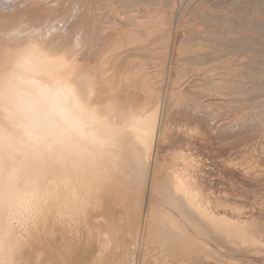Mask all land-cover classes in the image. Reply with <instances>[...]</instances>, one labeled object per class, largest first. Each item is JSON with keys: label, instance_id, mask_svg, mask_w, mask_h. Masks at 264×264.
I'll list each match as a JSON object with an SVG mask.
<instances>
[{"label": "bare ground", "instance_id": "6f19581e", "mask_svg": "<svg viewBox=\"0 0 264 264\" xmlns=\"http://www.w3.org/2000/svg\"><path fill=\"white\" fill-rule=\"evenodd\" d=\"M202 1L172 31L177 0H0V264L224 263V250L264 264V189L242 201L233 186L241 201L228 200L205 189L195 156L168 150L174 125L207 131L217 114L202 99L247 111L244 94L264 86L244 85L264 62L244 73L223 60L255 38L231 39ZM253 112L221 133L264 127ZM256 148L264 165V139ZM251 169L246 182H263Z\"/></svg>", "mask_w": 264, "mask_h": 264}, {"label": "rangeland", "instance_id": "374dc122", "mask_svg": "<svg viewBox=\"0 0 264 264\" xmlns=\"http://www.w3.org/2000/svg\"><path fill=\"white\" fill-rule=\"evenodd\" d=\"M181 1H183V2H181ZM181 1L177 0L176 6H174L175 18H174V26H173L172 31H174L175 21L177 20L178 16L183 14V13H185L190 5L192 7H196L195 3H194V0L193 1H191V0H181ZM202 2H203V4L198 10H202V11H205V12L207 11V13H209L211 15H212V13H213V15L216 14L215 16H218V17L220 16L221 18H225V17L227 18V20H225L226 18L223 19V20H225V22L226 21L229 22L230 24L228 23L227 24L228 26L225 25L224 27L226 28V30L228 32H230V36L229 37L231 39H237L238 37L239 38H243L244 37L243 39L246 38V40H248V38L249 39L250 38H255L254 41L252 40L253 41L252 43H248L250 46L247 45V44L242 45L238 41L237 42L233 41L232 44H228L229 55H228V57L226 55V58L224 57L225 58V59H223L224 61L232 60V62H233V60H234L233 63L240 64V63H238V60H239L240 62H242L241 65L244 62H246L245 64H243L245 67L239 69V72L241 71V72H244V73H249L250 72V70L248 71V69L246 68L247 67L246 65H249V63L251 65V63L253 62V65H255L253 67H256L257 62H264V45H262L263 43H261L262 41L264 42V30H263L264 29V27H263L264 26V4H262V5L260 4L258 7H256V5L251 4L250 0H203ZM207 8L209 9V11L207 10ZM212 9H214V10H212ZM253 22H255V23H253ZM201 23H202V26H201L202 29L204 28V26L206 27L205 23L202 22V21H200V23H198V24H201ZM231 23H232V26H230ZM256 23H260L261 25L260 24L255 25ZM239 25L240 26L242 25V27H244V28L243 29L240 28ZM261 26H262V28H260ZM198 27H200V25ZM257 28L260 29V30H258ZM254 29H256V30H254ZM246 31H247V33H246ZM240 35H241V37H240ZM255 40H256V42L258 44L255 43ZM253 43H255V45H252ZM7 46H8V43L6 45V48L3 46L2 49L5 48V50L9 49L8 51H10L11 49L7 48ZM232 46L234 47V50L232 49L233 48ZM236 46L240 47V48H241V46H243V48L238 49V48H236ZM247 46L249 47V50L245 51L244 48H246ZM229 48L232 49V51ZM253 59H255V60H253ZM250 60H252V61L250 62ZM254 61H257V62H254ZM151 66L149 65V67H151ZM152 69L153 68H151L150 70H152ZM259 72L260 73H258V71L254 72L252 74L253 78L249 79V81L248 80L245 81L244 85H245L246 89L250 88L251 86H253V85L257 84V83L263 84L262 82H264V71H259ZM255 74H257V75H255ZM192 79H193L192 77L189 78V81H190L189 84L190 85L194 82V80L196 79V76L194 77L193 81H191ZM165 85H166V79H164L163 87H165ZM240 96H243V95H240ZM225 98L227 100H230V97H228V98L227 97H223L222 99L225 101L226 100ZM233 98H235V97H232L231 101L233 100ZM243 98L245 100L247 99V102L242 103L241 107L246 106V103H247L246 107L249 106L247 111H245V110L242 111V109L239 110L238 109V105H240V104L237 105V103H234V104H236V106L235 105L234 106L237 107V109H235V107H234L233 108L234 110H233L232 109L233 103H232V106L230 105L231 103H229V104L228 103L221 104V103L216 102V101H214L213 104H210V102L208 100L209 99L208 97H206L207 100L205 98H204L205 100L202 99L203 100L202 101L203 104L207 106V107L204 106V110H203L204 113L208 114L209 111H212L211 113L209 112L208 115H209V117L214 118V114H215V111H216L217 115L216 114L215 115L218 116V117L215 116L216 119L214 118V120L212 119V121H210V124L213 125V129L214 130L212 129V126L209 123H207L209 126L206 127L207 128V131H206L205 127L204 128H202V127L199 128V126L196 125V123L194 122L193 119L192 120L191 119H187L188 123L186 122V124L188 126L187 125L184 126L186 129L182 128L181 137L176 136V134L178 132H175L176 129L174 131V128H176V127H174L175 125L172 126L173 128L171 129V133L173 132V134H175V137L172 138V142L170 144L171 146L168 147L169 148L168 150L171 151V152H177V153L179 152L180 154H182L184 156H193V157L195 156V159L202 166V169H200V172L205 177V183L206 182L208 183V184L207 183L205 184V189L206 190H210V191H214L215 193L219 192L218 194L221 193L220 195L225 196V198H227L228 200H229V197L232 198V199L234 198L233 199L234 201H236L235 200L236 196L232 197V194H234V193H235V195H242V197L245 196L248 199V198H250L249 196L254 195V193H256L255 190L257 189V187H258L257 190L260 191V192H261V188L264 189V181L263 182H261V180L259 182L256 181V180L253 181L252 178L249 177V179H247L248 182H246V179L244 178V177H246L245 174H248V173L252 172L251 168H253L254 174L255 173L258 174L261 171H264V165H261V166L257 165L256 166V164H255V163H257V160H258V158L260 156L259 152H257L258 154L256 156L255 152H252L251 149H250V148L254 149V148L258 147V144L261 142V140L263 141V139H264L263 138V136H264L263 135L264 134V132H263L264 131L263 124H261V122L259 124L258 120L254 121L252 119V121H250L249 123L250 124H251V122L252 123L254 122V123H253V125L252 124L248 125V128H250V129L247 128L248 130L246 129V132L245 131H243L241 133L238 132V134H237L236 133L237 131H234V132H232V134H229V135H228V133L227 134L221 133V131L227 130V129H228V131H230V129H232L234 124H237V122L242 119V117H241V113L242 112H244L245 114H252V112L255 110V112H253V114H254V113H256V112H258V111H260L262 109L264 111V108H263L264 107V104H263L264 103V86H263V88L261 87V90L259 88V90H255V91H253V93H252V91H251L250 94H248V92L245 93ZM249 99H250V101H249ZM234 100H236V99H234ZM206 101H208V103H204ZM261 103H262L263 106H261ZM220 104H221V107H220ZM254 104H255V107H254ZM208 105H210L209 108H211V109L208 108ZM256 106H257V108H256ZM259 106H261L262 108H260ZM246 107H244V109ZM258 107H259V109H258ZM205 108H206V110H205ZM250 110L252 112H250ZM206 111H207V113H206ZM213 112H214V114H213ZM211 114L213 116H210ZM234 121H236V122L233 123ZM262 123H264V122H262ZM192 124L196 125L197 129L198 128L200 129V130L198 129L199 132H197L198 130L195 128L194 125H193L194 127H192ZM255 127L256 128L258 127L259 129L258 128L255 129ZM191 128H192V130L194 132L195 131L196 132L195 133L194 132L190 133L188 130L191 129ZM218 128L220 130L219 132H217ZM208 129H210V130H208ZM192 130H190V131H192ZM202 130L206 131L205 132L206 134L203 132L205 134L204 136H203V133L200 132ZM187 131L191 135L194 134L193 135L194 137L190 138L188 135H186ZM261 131H262L263 134H260ZM197 133H199V134L197 135ZM233 134L235 136L239 135V137L242 136L241 140H240V138L233 137ZM240 134H242V135H240ZM195 135H197V136H195ZM243 135L246 136V139H245V137ZM225 137H227V138H225ZM243 137H244V139H243ZM193 138H196V139L194 140ZM191 139H193L195 142L191 141ZM242 139H243V141H242ZM244 140H245V143H244ZM179 141H180V144H179ZM254 141H255V144H254ZM256 141L259 142V143H257V146H255L256 145ZM172 145L175 146V147H172ZM247 145L250 146V148ZM183 146H185L184 149L186 151L183 149ZM176 147H178V148L176 149ZM187 150L188 151L190 150V152L188 153ZM191 150H193V151H191ZM248 151L252 152V157L253 158L249 157V155L247 153ZM192 153H193V155H192ZM187 154H189V155H187ZM254 156H256V157H254ZM251 158L254 159V160H252ZM248 159H249V163H248ZM244 160L247 161V162H245ZM252 161L255 162V163H253ZM250 162H252V163L250 164ZM243 164H244L245 170L246 169L247 170L250 169L251 171L250 170L249 171L246 170L247 172L246 171L244 172L243 171L244 168L242 166ZM253 165H254V167L256 166L255 170H254ZM240 167H242V169ZM257 167H258L259 170L257 169ZM242 171H243L244 175H242ZM257 171H258V173H257ZM203 172H205V173H203ZM256 174H255V176H258ZM214 175L215 176L219 175V176L218 177H213ZM218 178H220V180ZM222 178H223V180H222ZM220 181H222V182H220ZM234 183H235V185H234ZM233 186H236V187L238 186L237 189L239 191H241V192L239 193L238 190L235 187H233ZM234 188H235L236 191L234 190ZM230 189H231V191H229ZM240 189H243V190H240ZM233 190H234V193H233ZM228 191L232 192V193H230L231 196H229L230 194L227 195ZM248 191L252 192L253 194H251ZM253 191H255V192H253ZM242 193H244V194H242ZM248 193H250L249 196L247 195ZM226 195H227V197H226ZM239 197H241V196H239ZM245 197H243L242 199L237 197V199L239 201H241V200L244 201ZM130 238H132V236L131 237H128V236L124 237V240H125L124 244L125 245H128L129 242H127V241H129ZM224 254H225L224 257H225V261H226L224 263H220L216 259L209 260L204 255H198L200 257L193 256V257H197V258H192L193 260L192 259L190 260V264H196V263L197 264H230V263L232 264V260L234 258L241 261L239 264H248L249 262H254L253 260L245 259V257L235 256L232 253L226 252L225 250H224ZM176 264H182V263L178 262Z\"/></svg>", "mask_w": 264, "mask_h": 264}]
</instances>
